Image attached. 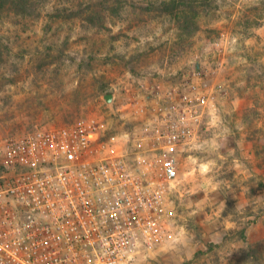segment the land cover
Instances as JSON below:
<instances>
[{"label":"rangeland","instance_id":"1","mask_svg":"<svg viewBox=\"0 0 264 264\" xmlns=\"http://www.w3.org/2000/svg\"><path fill=\"white\" fill-rule=\"evenodd\" d=\"M22 4L0 20V175L8 144L37 127L94 118L128 140L178 120L198 85L209 103L170 192V237L131 264H264V0Z\"/></svg>","mask_w":264,"mask_h":264},{"label":"built area","instance_id":"2","mask_svg":"<svg viewBox=\"0 0 264 264\" xmlns=\"http://www.w3.org/2000/svg\"><path fill=\"white\" fill-rule=\"evenodd\" d=\"M193 89L192 104L174 107L178 120L128 140L105 137L94 118L12 140L0 175V264H131L166 243L181 156L209 103Z\"/></svg>","mask_w":264,"mask_h":264},{"label":"trees","instance_id":"3","mask_svg":"<svg viewBox=\"0 0 264 264\" xmlns=\"http://www.w3.org/2000/svg\"><path fill=\"white\" fill-rule=\"evenodd\" d=\"M15 6H21L22 8V0H0V20L4 19V12L9 15L13 13Z\"/></svg>","mask_w":264,"mask_h":264},{"label":"water","instance_id":"4","mask_svg":"<svg viewBox=\"0 0 264 264\" xmlns=\"http://www.w3.org/2000/svg\"><path fill=\"white\" fill-rule=\"evenodd\" d=\"M105 99L107 100L109 106L113 105L114 99H115V95L114 94H107L105 96Z\"/></svg>","mask_w":264,"mask_h":264},{"label":"clouds","instance_id":"5","mask_svg":"<svg viewBox=\"0 0 264 264\" xmlns=\"http://www.w3.org/2000/svg\"><path fill=\"white\" fill-rule=\"evenodd\" d=\"M206 170V169H205Z\"/></svg>","mask_w":264,"mask_h":264}]
</instances>
